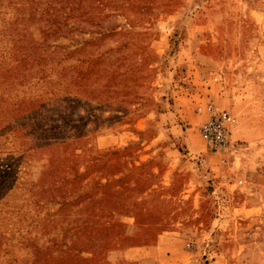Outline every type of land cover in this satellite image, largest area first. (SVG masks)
<instances>
[{
    "label": "rangeland",
    "instance_id": "1",
    "mask_svg": "<svg viewBox=\"0 0 264 264\" xmlns=\"http://www.w3.org/2000/svg\"><path fill=\"white\" fill-rule=\"evenodd\" d=\"M0 264H264V0H0Z\"/></svg>",
    "mask_w": 264,
    "mask_h": 264
},
{
    "label": "built area",
    "instance_id": "2",
    "mask_svg": "<svg viewBox=\"0 0 264 264\" xmlns=\"http://www.w3.org/2000/svg\"><path fill=\"white\" fill-rule=\"evenodd\" d=\"M234 122L230 112L210 107L207 120L199 126L200 137L211 150L221 151L229 144L230 128Z\"/></svg>",
    "mask_w": 264,
    "mask_h": 264
}]
</instances>
